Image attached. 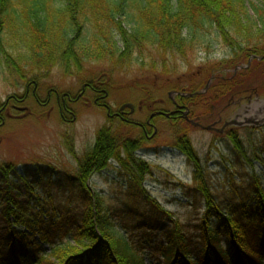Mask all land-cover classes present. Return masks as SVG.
I'll list each match as a JSON object with an SVG mask.
<instances>
[{"label": "trees", "instance_id": "trees-1", "mask_svg": "<svg viewBox=\"0 0 264 264\" xmlns=\"http://www.w3.org/2000/svg\"><path fill=\"white\" fill-rule=\"evenodd\" d=\"M263 4L264 0H0V64L5 61L25 84L40 83L55 68L63 75L78 76L91 63L105 66L110 74L128 73L136 65L142 70L147 65L150 72L160 75V90L182 94L176 105L190 111L208 107L207 113L196 118L206 117L221 100L240 101L251 94L249 85L256 79L264 84V79L252 75L264 67ZM212 31L226 48L227 59L212 63L209 71L245 66L224 79L222 74L218 77L214 87L218 99L198 94L199 88L190 79L184 85L173 80L181 77L180 69L190 66V59L208 43ZM85 83L100 90L108 87L98 86L100 79L95 78ZM151 97L141 101L151 104ZM168 120L187 123L179 114ZM108 123L97 132L93 149L74 173L24 167L23 175L15 176L19 182L10 183L11 187L6 186L8 173L2 170L0 264H144V250L121 233L131 228L132 221L133 228L145 236L160 231V241L148 249L157 264H264L262 188L255 186L254 203L236 201L222 210L200 175L190 141L185 134L175 133L174 147L195 169V189H188L187 194L197 193L205 202L199 224L185 226L197 235L193 238L198 245L194 246L183 225L150 200L143 188L144 177L151 171L136 153L146 145L147 125L144 131L140 129L139 137L132 138L123 135L122 123L115 131L109 118ZM235 137L232 131L229 138L237 145ZM110 161L124 171L127 181V189L115 205L88 187L92 175L112 167ZM34 189L43 190L47 198L45 203H37V214L30 207ZM43 211L67 214L65 223L59 224L57 241L45 233L48 253L37 249L17 229L25 225L27 216ZM36 225L42 228V223Z\"/></svg>", "mask_w": 264, "mask_h": 264}, {"label": "rangeland", "instance_id": "rangeland-1", "mask_svg": "<svg viewBox=\"0 0 264 264\" xmlns=\"http://www.w3.org/2000/svg\"><path fill=\"white\" fill-rule=\"evenodd\" d=\"M207 39L208 43L190 59V66L180 69L181 77L173 80L177 79L184 85L190 79L194 88H199L198 94H208L218 99V90L214 88L218 77L222 74L221 78L224 79L226 75L242 70L245 66L222 72L209 71V65L227 59V50L213 31ZM141 68L143 69L136 65L128 73L110 74L105 66L91 63L85 65L78 76L63 75L59 68L52 70L38 86L37 95L42 101H45L46 93L51 90L59 94L61 104L62 94L68 93L72 97L80 95L82 85L92 78L100 79L101 84L98 86L101 88L102 84L108 87L100 94L85 89L77 102L68 104L69 112L63 113L67 122L62 121L60 117L52 92L51 101L45 107L28 101L25 105L30 112L28 115L10 111L9 116L12 119L6 118L0 127V175L2 170L6 171L8 173L5 178L6 186L12 187L10 183L19 182L15 176H22L24 167H53L62 174L74 173L79 161L93 149L97 132L109 125L106 109L99 105L108 107L111 114L117 113L124 104L132 105L133 113L130 115L128 108L123 109L126 114L124 118L129 123L125 124L117 118L110 120V124L111 121L114 124V131L121 126L119 123H122L123 126L119 129L123 135L132 138L141 135L137 125H147L154 111L163 113L177 111L180 119H184L183 115L188 118L187 123L176 121V124H173L172 120L164 117L153 118L152 127L147 125L145 131L146 145L136 154L147 163L151 171V174L144 177L143 182L147 197L171 213L172 218L183 225L185 235L192 239L193 245L196 246L198 243L193 237L197 235L185 226L199 224L205 202L197 193L187 194L188 189H195L193 182L195 169L193 164L174 147L175 133L185 134L190 141L196 153L200 175L205 179L212 198L222 210H228L230 204L236 201L244 202L246 205L254 203L255 186L258 185L264 191V84L261 85L260 79H256L249 85L250 91H253L251 94H246L240 101L221 100L211 113L205 115L206 117L196 118L207 113L208 107H195L190 111L188 107L176 105L180 94L160 90V75L150 72L147 65ZM252 75L264 79V67L253 71ZM25 87V82L14 75L3 61L0 64V104L9 96H23ZM29 90L31 92L32 87ZM150 96L155 104L141 101L142 98L147 99ZM95 98L100 99L97 105L94 104ZM225 124L230 126H224ZM232 131H235L237 145L229 138ZM109 163L111 168L91 176L88 187L100 194L107 203L115 205V201L123 197L127 181L124 178V171L114 162ZM1 180L3 183L4 180L0 176ZM4 186L0 184V190ZM34 194L35 200L30 203V207H33L37 214L35 210L38 207L37 203H45L47 198L40 189H34ZM236 196L238 197L235 198ZM59 197L61 195H58ZM66 217L65 213L61 215L57 211H43L38 216H27L25 225L17 229L24 232L37 249L48 253L50 243L44 241L45 233L48 231L50 238L57 241L61 233L59 224L65 223ZM13 223L14 221L10 219V224L14 226ZM37 223H42V228L37 226ZM132 224L129 230H122L120 225L118 228L122 230L121 233L126 236L129 243L137 249L144 250V264H157L148 249L160 241V231L145 236L143 232L133 228V221ZM69 244L75 245L72 241ZM50 261L53 262V259Z\"/></svg>", "mask_w": 264, "mask_h": 264}, {"label": "flooded vegetation", "instance_id": "flooded-vegetation-1", "mask_svg": "<svg viewBox=\"0 0 264 264\" xmlns=\"http://www.w3.org/2000/svg\"><path fill=\"white\" fill-rule=\"evenodd\" d=\"M25 86L26 87H25V92H24V95L23 96H15V95L9 96V97L6 98V100L2 104H0V127L4 124V120L6 118H10L11 117V116H9V112L10 111L11 112H14L16 114H23V113H25L27 115L30 114L29 109L27 108V106H25L28 101L34 102V104L37 105V106H39V107H45V106H47L50 103V101H51V94L52 93H53L54 97L56 98V104H57L58 110L60 111V117H61V119H63L62 121L67 122L64 119L63 113H66L67 114L69 112V110L67 109L68 104L77 102L79 100V98L81 97V94L83 93V91L85 89H88V90H90V91H92L93 93H96V94H100L101 92L103 93L102 90H99L98 89L99 87L98 88L96 86L92 87L90 84L85 83V84L82 85L80 95H77L76 97H72L68 93L62 94V96H61V101L62 102L60 104L59 103V94H57L55 91L52 92L51 90H49L46 93V99H45V101H42L39 98V96L37 95L38 86H39V83L38 82L32 81V82H30L28 84H25ZM30 87H32L31 92L29 90ZM105 97H106V95H105ZM98 100H100V99H96L95 98V100H94V104L95 105H97V101ZM99 106L105 107L106 112H107V117L110 120L117 118V119H119L120 121H123L126 124L129 123L124 118V116L126 114L123 112V110L122 111L118 110L117 113L111 114L108 107H106L104 105H99ZM128 114L130 115V112H128ZM151 115H150V117H151ZM150 117H149V119H148V121H147L146 124L148 126L152 127V124H151L150 121L153 118L160 117V116H154V117H151V118ZM10 119H12V118H10ZM73 121H74V117H73ZM132 125H136V124H132ZM137 126L141 130L144 131V126H142V125L141 126L140 125H137Z\"/></svg>", "mask_w": 264, "mask_h": 264}, {"label": "water", "instance_id": "water-1", "mask_svg": "<svg viewBox=\"0 0 264 264\" xmlns=\"http://www.w3.org/2000/svg\"><path fill=\"white\" fill-rule=\"evenodd\" d=\"M125 108H128V109H130V114H132V112H133V107H132V105H130V104H125V105H123L121 108H120V111H122L123 109H125ZM170 114H172V113H170ZM170 114H166V113H157L156 115H161V116H164V117H166V118H168L169 116H170ZM154 115H152L151 117H153Z\"/></svg>", "mask_w": 264, "mask_h": 264}]
</instances>
